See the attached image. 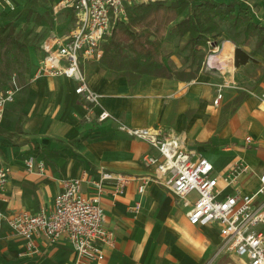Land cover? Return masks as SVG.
Returning <instances> with one entry per match:
<instances>
[{
	"label": "crops",
	"instance_id": "crops-1",
	"mask_svg": "<svg viewBox=\"0 0 264 264\" xmlns=\"http://www.w3.org/2000/svg\"><path fill=\"white\" fill-rule=\"evenodd\" d=\"M13 1L19 11L24 0ZM239 1L264 25V0L258 1L262 3L259 12L256 0ZM14 12L0 5V17L6 22ZM62 16L65 23L58 24ZM51 17L50 29L55 27L64 36L73 23L68 11L54 19L51 10ZM64 25L70 27L59 33ZM170 29L162 46L168 76L129 79L104 70L100 62H88L83 69L90 88L101 95L102 106L126 125L173 132L184 147L212 163L213 175L224 174L235 163L243 162L248 169L238 186L245 194L255 193L264 172V73H259L248 88L241 69L262 62L246 47L241 50L249 59L241 61L236 57L238 47L222 40L219 46L208 49L202 67L192 75L185 49L187 37L180 38L174 28L169 39ZM50 32L40 47L30 46L32 72L21 78L23 88L6 106L0 125V168L10 171L8 184L0 190V214H37L41 210L50 214L65 178L84 177L82 193L90 197L89 179L99 178L101 172L122 174L133 177L124 192L113 195L114 186L109 182L101 198L104 225L116 235L115 246L106 249L104 264H248L245 257L222 249L217 224H191L185 200L154 180L155 167L147 165L143 156L158 155L155 149L110 121L84 120L85 105L75 93L74 80L43 77L30 82L45 55L43 44ZM218 94L222 98L216 104ZM249 137L251 143L247 142ZM31 156L37 164H45L43 175L38 167L28 170L26 160ZM141 178L152 179L143 193L139 192ZM219 188V199L234 192L222 180ZM196 198L192 193L186 201L192 203ZM0 264L97 263L79 259L66 237L51 243L40 235L35 239V250L28 252L26 241L3 221Z\"/></svg>",
	"mask_w": 264,
	"mask_h": 264
},
{
	"label": "built area",
	"instance_id": "built-area-1",
	"mask_svg": "<svg viewBox=\"0 0 264 264\" xmlns=\"http://www.w3.org/2000/svg\"><path fill=\"white\" fill-rule=\"evenodd\" d=\"M155 1L172 0H59L53 7L56 16L71 11L74 22L64 36L55 27L43 44L44 57L39 61L30 82L43 77H66L76 82L75 93L85 105L84 120L99 123L110 121L127 135L145 141L158 155L147 153L143 161L155 167L154 180L189 205V222L193 225L217 224L222 238V249L232 251L247 259L248 264H264V172L260 176V187L253 194L242 192L238 183L248 167L243 162L235 163L226 173L213 175L214 166L202 155H196L183 145L173 132L165 133L157 128H137L126 125L106 110L101 104V95L93 91L87 81L83 67L88 62H99L103 56V43L111 35L114 20L127 19V7ZM0 5L14 12L13 0H0ZM56 21V20H55ZM213 53L215 47H213ZM23 88L14 74L8 85L0 88V125L3 123L7 104L15 101ZM222 95L218 94V104ZM251 143L252 139L247 138ZM29 171L38 167L43 175L45 164L28 157ZM10 171L0 168V190L9 182ZM133 177L111 172H101L99 178L87 181L92 195L82 193L84 177L65 178L63 190L55 197L53 210L37 214L21 211L11 216L0 214V225L6 221L11 230L26 241L28 252L35 250V239L42 235L51 243L66 237L79 259H88L104 264L106 249L113 248L116 235L104 225V208L101 204L107 183H113V195L122 194ZM222 180L225 187L232 186L234 192L219 199ZM151 178H141L139 192L143 193ZM196 193L194 202H187L188 195ZM262 197V199H259ZM138 208V206L136 207Z\"/></svg>",
	"mask_w": 264,
	"mask_h": 264
},
{
	"label": "trees",
	"instance_id": "trees-1",
	"mask_svg": "<svg viewBox=\"0 0 264 264\" xmlns=\"http://www.w3.org/2000/svg\"><path fill=\"white\" fill-rule=\"evenodd\" d=\"M58 1L24 0L19 11L11 13L0 26L1 89L14 74L21 80L34 66L32 40L18 29V21L25 16L39 25L47 24L51 30L50 7ZM68 13L74 22L73 13ZM173 24L180 38L187 37L185 49L192 75L202 67L208 49L222 40H229L240 49L253 44L251 55L264 58V25L254 19L248 5L239 0H172L128 6L127 19L112 22L111 35L103 43L100 66L129 79L168 76L170 70L162 62V46L164 35Z\"/></svg>",
	"mask_w": 264,
	"mask_h": 264
},
{
	"label": "rangeland",
	"instance_id": "rangeland-1",
	"mask_svg": "<svg viewBox=\"0 0 264 264\" xmlns=\"http://www.w3.org/2000/svg\"><path fill=\"white\" fill-rule=\"evenodd\" d=\"M193 1L200 2L201 0H193ZM216 1L229 2L230 0H216ZM256 1H257V3H256L257 11L259 12V11H261L260 10V6H262V3L258 2L259 0H256ZM55 4L51 5L50 8L52 9V7ZM5 22H6V19L4 17H0V26L3 25ZM57 22H58V24H60L61 22L65 23L64 17L63 16L60 17ZM17 24H18L17 25L18 29L21 31V33L23 35L27 36L28 38H31L32 45L40 47V45L42 44L43 40L47 36L48 25L47 24L46 25H39V24L35 23V21L33 19L32 20H27L25 16L21 20H19ZM69 27L70 26L64 25L58 31H59V33H62L63 32L62 30H65V29H67ZM170 30H172V31H170L168 38L172 39V33L174 31V25L171 26ZM220 43L217 46H219ZM213 46H215V45H213ZM244 47L249 48V50H252L253 49V44H251L249 46H243L241 48H244ZM254 58H257L260 62H262V64L253 65V66H249V67L241 69V74L244 75V77H245V79H243V83H245L246 87H248V88H251L255 84V82L257 81V78L259 76V73H264V58L261 57V56H260V58L258 56H255Z\"/></svg>",
	"mask_w": 264,
	"mask_h": 264
},
{
	"label": "water",
	"instance_id": "water-1",
	"mask_svg": "<svg viewBox=\"0 0 264 264\" xmlns=\"http://www.w3.org/2000/svg\"><path fill=\"white\" fill-rule=\"evenodd\" d=\"M237 54L236 57L240 56L241 61H246L247 59H249V55L246 54L243 50H241L240 48L237 49Z\"/></svg>",
	"mask_w": 264,
	"mask_h": 264
}]
</instances>
